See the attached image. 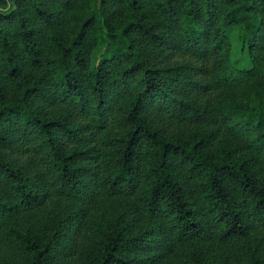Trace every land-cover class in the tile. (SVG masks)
<instances>
[{"label": "trees", "instance_id": "16d2710c", "mask_svg": "<svg viewBox=\"0 0 264 264\" xmlns=\"http://www.w3.org/2000/svg\"><path fill=\"white\" fill-rule=\"evenodd\" d=\"M0 238L264 264V0H0Z\"/></svg>", "mask_w": 264, "mask_h": 264}, {"label": "rangeland", "instance_id": "374dc122", "mask_svg": "<svg viewBox=\"0 0 264 264\" xmlns=\"http://www.w3.org/2000/svg\"><path fill=\"white\" fill-rule=\"evenodd\" d=\"M91 218V217H90ZM25 218H21V222L18 221V226L21 230H24L27 227ZM142 222L136 225V228H141ZM134 232V227L132 229ZM172 255H169L171 257ZM0 264H29L28 258L24 257L21 251L13 247V244L7 240L0 238ZM66 264H85L82 256H78L72 260H69Z\"/></svg>", "mask_w": 264, "mask_h": 264}]
</instances>
